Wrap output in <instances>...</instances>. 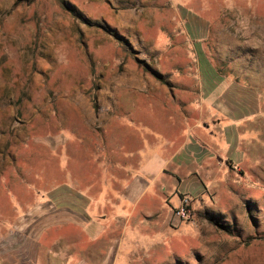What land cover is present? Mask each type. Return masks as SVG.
I'll list each match as a JSON object with an SVG mask.
<instances>
[{
	"label": "rangeland",
	"instance_id": "1",
	"mask_svg": "<svg viewBox=\"0 0 264 264\" xmlns=\"http://www.w3.org/2000/svg\"><path fill=\"white\" fill-rule=\"evenodd\" d=\"M0 264H264V0H0Z\"/></svg>",
	"mask_w": 264,
	"mask_h": 264
},
{
	"label": "built area",
	"instance_id": "2",
	"mask_svg": "<svg viewBox=\"0 0 264 264\" xmlns=\"http://www.w3.org/2000/svg\"><path fill=\"white\" fill-rule=\"evenodd\" d=\"M179 213H180L182 216H187V215H188V212H187L185 209H182Z\"/></svg>",
	"mask_w": 264,
	"mask_h": 264
}]
</instances>
